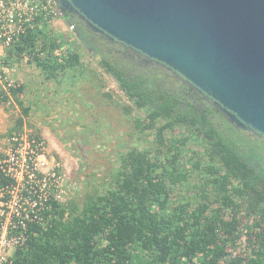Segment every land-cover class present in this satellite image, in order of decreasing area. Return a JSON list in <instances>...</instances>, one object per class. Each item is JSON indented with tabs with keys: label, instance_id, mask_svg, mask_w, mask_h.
<instances>
[{
	"label": "trees",
	"instance_id": "1",
	"mask_svg": "<svg viewBox=\"0 0 264 264\" xmlns=\"http://www.w3.org/2000/svg\"><path fill=\"white\" fill-rule=\"evenodd\" d=\"M70 17L80 35L37 29L8 49L5 64L27 58L50 81L83 67L81 48L101 54L100 65L130 102L113 103L127 116L145 115L135 119L140 142L119 154L106 187L82 203L52 202L48 227L34 225L35 235L11 264H264V187L258 182L264 170L260 176L249 167L247 135L221 113L210 119L212 113L171 95L167 81L179 83L172 71L118 70L89 43L86 24ZM24 91L23 84L0 90V105L12 98L22 111L20 131L30 113L20 98Z\"/></svg>",
	"mask_w": 264,
	"mask_h": 264
},
{
	"label": "water",
	"instance_id": "2",
	"mask_svg": "<svg viewBox=\"0 0 264 264\" xmlns=\"http://www.w3.org/2000/svg\"><path fill=\"white\" fill-rule=\"evenodd\" d=\"M55 1L182 77L236 129L264 136V0Z\"/></svg>",
	"mask_w": 264,
	"mask_h": 264
},
{
	"label": "rangeland",
	"instance_id": "3",
	"mask_svg": "<svg viewBox=\"0 0 264 264\" xmlns=\"http://www.w3.org/2000/svg\"><path fill=\"white\" fill-rule=\"evenodd\" d=\"M80 53L83 67L50 81L27 58L20 61L12 58L7 64L8 58L0 60V90L8 91L10 86L23 84L25 91L20 98L30 108L20 131L17 120L22 111L14 99L0 105V161L10 148L20 143L42 142L47 171L55 173L58 187L66 193V206L73 200L82 203L88 193L108 185L120 166L119 154L140 142L135 119L145 116L138 110L125 115L113 103L130 104L115 79L84 47ZM119 60L124 69L129 67L128 74H133V66H126L122 58ZM1 68L7 73L3 74ZM154 71L163 69L149 66L141 73ZM167 82L179 89L178 82ZM104 93L111 95V99L104 97Z\"/></svg>",
	"mask_w": 264,
	"mask_h": 264
},
{
	"label": "built area",
	"instance_id": "4",
	"mask_svg": "<svg viewBox=\"0 0 264 264\" xmlns=\"http://www.w3.org/2000/svg\"><path fill=\"white\" fill-rule=\"evenodd\" d=\"M45 28L77 36L55 0H0V60L7 59L8 49L23 36ZM42 146L39 141L20 143L0 161V264H11L16 252L28 245L34 225L48 227L51 216L45 212L53 211L52 202L66 206V193L55 173H48Z\"/></svg>",
	"mask_w": 264,
	"mask_h": 264
},
{
	"label": "flooded vegetation",
	"instance_id": "5",
	"mask_svg": "<svg viewBox=\"0 0 264 264\" xmlns=\"http://www.w3.org/2000/svg\"><path fill=\"white\" fill-rule=\"evenodd\" d=\"M71 16V17H70ZM69 19H73V18H79L82 22H84L86 24V22L84 20H82L78 15L72 13L69 15ZM87 26V24H86ZM88 27V26H87ZM89 35H88V39H89V43H93L96 44L98 46L101 47L103 53H105L107 55V57H109V61L113 63V65H115L117 67L118 70H123V71H129V67L127 69H124L122 64H119L120 62V58L124 59V62L127 63L126 66L132 65L134 70L132 73L133 74H140L142 69L146 68V67H156L158 69H167L168 71H171L170 69H168L166 66H164L161 63H158L157 61L143 55L140 54L136 51H134L131 48L128 47H123L120 43L118 42H113L110 41L109 39H107L103 34L101 33H97L94 32L91 28H89ZM105 40L107 41L110 46H104L102 44V41ZM91 50V49H90ZM90 52V51H89ZM92 54V52H91ZM107 59V58H106ZM101 62H103V59L101 60ZM128 73V72H127ZM174 74V72H173ZM132 75V74H130ZM175 75V74H174ZM177 77V79H179L181 81V83H179V89L176 90L175 85H172L171 88H166V90L172 95L174 91H176L181 99L183 100H187L190 101L198 110H202L203 113L205 114H211V118L210 119H215V115L214 112L216 113H221L220 108L215 104V102L207 97V99L199 92L196 90V88H194L189 82H187L186 80H184L182 77H180L179 75H175ZM222 114V113H221ZM223 116V114H222ZM224 117V116H223ZM225 119V117H224ZM231 125V124H230ZM232 127H234V125H231ZM234 129H236L234 127ZM237 132L247 135V139L249 141L248 144V152H251V155H249L250 157H248L249 159H247L249 161V167L253 168L255 170V172H257L258 174H260V176H263L261 173L264 170V150L261 148V143L264 142V136L254 132V131H244V130H239L236 129ZM255 148V149H254ZM259 153V155L256 152ZM260 172V173H259ZM264 177V176H263ZM260 187H264V180H258Z\"/></svg>",
	"mask_w": 264,
	"mask_h": 264
}]
</instances>
